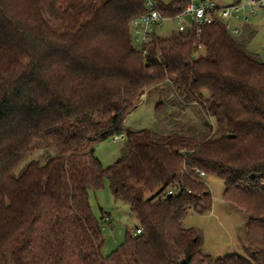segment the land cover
I'll use <instances>...</instances> for the list:
<instances>
[{"label": "trees", "instance_id": "trees-1", "mask_svg": "<svg viewBox=\"0 0 264 264\" xmlns=\"http://www.w3.org/2000/svg\"><path fill=\"white\" fill-rule=\"evenodd\" d=\"M191 2L159 9L174 19ZM145 10L146 0H0V264H264V61L219 20L200 37L156 33L142 55L130 25ZM156 87L175 96L171 121L197 107L203 131L126 128ZM122 136L121 157L103 167L95 146ZM38 149L44 163L22 166ZM210 175L246 215L251 259H213L184 227L211 210ZM106 179L142 230L109 256L90 203Z\"/></svg>", "mask_w": 264, "mask_h": 264}, {"label": "rangeland", "instance_id": "rangeland-1", "mask_svg": "<svg viewBox=\"0 0 264 264\" xmlns=\"http://www.w3.org/2000/svg\"><path fill=\"white\" fill-rule=\"evenodd\" d=\"M217 3L229 5L233 4L234 0H217ZM254 9L247 8L237 13L241 22L244 15L247 16L248 21L237 22L238 24L235 25L241 31L244 30L243 37L247 40L248 49L264 61V4ZM176 27L177 21L168 19L161 27L156 28V33L159 36L168 37ZM203 53L204 49H201V54ZM174 97L172 92H161L158 87L148 90L139 107L125 120V127L131 130L152 129L160 134L189 130L202 132L206 117L197 107L189 106L181 116L171 121L169 115L172 112L168 102L174 100ZM160 102H165L169 111H163L159 116L155 109ZM172 110L176 111V108ZM124 147V138L117 137L99 143L94 151L103 167L106 168L121 157ZM43 153L42 149L35 150L22 166L32 159L44 163V159L41 158ZM205 182L213 197L212 208L204 214L190 212L184 220V227L201 231L204 239L203 250L213 259L233 253L251 259V253L246 250L248 243L246 215L225 202L223 197L225 187L220 178L205 176ZM90 203L103 230L105 243L102 254L109 256L125 242L127 233H134L138 220L131 212L129 205L117 199L112 193L108 179L105 180L102 189L90 193Z\"/></svg>", "mask_w": 264, "mask_h": 264}, {"label": "built area", "instance_id": "built-area-1", "mask_svg": "<svg viewBox=\"0 0 264 264\" xmlns=\"http://www.w3.org/2000/svg\"><path fill=\"white\" fill-rule=\"evenodd\" d=\"M160 1L146 0L145 13L131 22L133 47L142 55L146 54V46L153 40L156 28L161 27L169 19L160 12ZM260 4H264V0H243L242 2L229 5H219L217 0H192L186 9L174 18L177 21V27L172 34L196 33L200 37L205 25L219 20L233 34L239 35L241 29L235 25L237 13H241L247 8H257ZM242 18V23L248 21L246 15ZM201 49L202 45H198L197 50L193 53L195 58L199 56ZM121 138L124 137L122 136ZM203 175L204 173H202ZM167 194H175V190L171 188ZM141 233L142 230L140 228L135 230V234Z\"/></svg>", "mask_w": 264, "mask_h": 264}, {"label": "crops", "instance_id": "crops-1", "mask_svg": "<svg viewBox=\"0 0 264 264\" xmlns=\"http://www.w3.org/2000/svg\"><path fill=\"white\" fill-rule=\"evenodd\" d=\"M219 4V3H218ZM219 5H225V4H219ZM239 19H238V17L235 19V24H238L237 22H240V23H242L240 20L238 21ZM242 31H244L243 29H242ZM174 31H172V33H173ZM172 33H171V35H172Z\"/></svg>", "mask_w": 264, "mask_h": 264}]
</instances>
